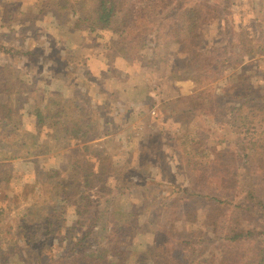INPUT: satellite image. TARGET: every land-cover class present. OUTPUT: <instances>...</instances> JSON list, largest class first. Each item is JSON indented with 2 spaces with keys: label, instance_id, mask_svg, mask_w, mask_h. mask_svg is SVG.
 <instances>
[{
  "label": "rangeland",
  "instance_id": "rangeland-1",
  "mask_svg": "<svg viewBox=\"0 0 264 264\" xmlns=\"http://www.w3.org/2000/svg\"><path fill=\"white\" fill-rule=\"evenodd\" d=\"M57 1L0 0V264H66L86 233L76 228L74 209L38 183L56 166L68 167L64 143L49 146L47 139L36 148L42 134L28 113L39 107L77 110L93 125L91 144L106 148L123 180L80 264L103 256L107 264H157L165 252L160 241L174 244L173 237L210 238L193 247L186 264H213L228 223L264 232V215L235 209L248 183L239 157L243 133L234 124L249 102L258 110L245 118L264 130V0H189L184 9L209 21L197 56L170 39V18L186 24L183 12L169 15L177 0H144L143 18L120 29L126 34L92 32L93 2L77 0L63 12ZM9 107L23 116L21 133L2 117ZM188 125L203 129L212 164L188 160ZM83 145L67 147L76 153ZM26 155L31 162L7 158ZM226 189L230 195L216 194ZM263 247L264 235L234 249L232 264H257Z\"/></svg>",
  "mask_w": 264,
  "mask_h": 264
},
{
  "label": "trees",
  "instance_id": "trees-1",
  "mask_svg": "<svg viewBox=\"0 0 264 264\" xmlns=\"http://www.w3.org/2000/svg\"><path fill=\"white\" fill-rule=\"evenodd\" d=\"M89 3H95L92 21L89 28L92 32L96 30L112 31L116 30L122 34L126 32L120 29H129L131 23L143 18L141 4L144 0H86ZM189 0H177L174 2L169 15L177 11H181V18L186 20V24L169 19L170 31L173 28L171 40L173 44L179 45L186 50L191 56H197L198 50L202 49L203 37L202 29L209 22L205 18L194 17L186 7ZM171 2V1H170ZM173 3V2H172ZM171 4V3H168ZM77 5V0H58L56 6H61L63 12L67 10H74ZM170 6V5H169ZM70 8V9H68ZM168 8V7H167ZM141 12V13H138ZM168 17V16H167ZM166 19V18H165ZM164 20V19H163ZM161 20V21H163ZM84 22L81 21V23ZM87 22V20H85ZM122 26V28H121ZM117 27V28H116ZM114 30V31H115ZM243 42H248L250 45V53H255L257 46L249 38L245 37ZM148 43V42H147ZM147 43H142L141 46L147 47ZM253 46V47H252ZM0 50L6 52V48L0 46ZM2 70V69H0ZM0 92H2L0 90ZM6 107L5 105H2ZM258 110L257 106H249V102L239 106V117L234 124L243 133V141L239 150V157L245 160V171L248 186L242 190L244 194V203L235 205L238 212L242 210L252 209L259 216L264 215V130H258L257 126L249 122L247 113ZM86 114V110L84 109ZM260 116L264 117L261 110ZM76 116L73 112L68 110V107H60L59 109H45L37 108L33 112H29V118L33 119L35 128L39 134V138L44 141L47 137H55L59 135L61 139L66 142V146H71L75 141H82L83 148L78 152L72 153L68 161L67 169H52L45 173L44 178H38V183L41 184V179L45 182L47 191H50L58 201L62 204L72 207L74 209V222L76 228L86 229V233L81 239L73 243L71 250V258L66 264H80L85 252L92 249V246H87L85 242L92 234L93 229L98 227L99 220L105 218L108 212V206L111 205L118 190H121L120 184L123 180L117 175V166L114 165L112 158L104 146H94L91 143L90 135L93 133V125H87L86 121L79 116L80 113L76 110ZM6 118L15 130L23 129V116L20 112L14 110L12 107L7 109V115L2 116ZM19 128V129H17ZM201 133L195 125H188L184 128V139L182 145L187 155L188 160L194 166L212 164L213 161L209 155V150L206 148L203 140V129L200 128ZM21 133V132H20ZM63 142V143H64ZM14 147V146H13ZM36 147H40L39 145ZM14 159H20L19 156ZM256 173H254V171ZM42 175V174H39ZM259 176L260 181L256 183L253 178ZM39 177V176H38ZM207 181L201 185V192L206 191ZM211 185L208 186V189ZM212 191V190H211ZM216 193V192H213ZM260 193H263L262 195ZM222 195H230L228 189L224 192L216 193ZM194 196H199L196 192ZM214 199V198H213ZM217 205L229 206L230 203L226 200H219L216 198ZM234 204V203H233ZM249 205V206H248ZM221 211H228V207H221ZM216 211V206L213 207L210 219H213V214ZM264 232L256 228L238 229L236 226H230L228 223V230L221 242V252L214 257L213 264H232L234 249L240 248L243 245L251 243L254 240H261ZM70 238V237H69ZM65 238L63 241H67ZM175 243L168 240L165 243L158 241V243L165 249L158 260L157 264H186L192 262L194 246H202L211 241L208 239H190L179 241L173 237ZM216 238H214L215 241ZM124 241H128L124 239ZM118 247L122 246L121 242L117 241ZM85 264H107L106 257L95 258ZM257 264H264V247L260 251Z\"/></svg>",
  "mask_w": 264,
  "mask_h": 264
},
{
  "label": "crops",
  "instance_id": "crops-1",
  "mask_svg": "<svg viewBox=\"0 0 264 264\" xmlns=\"http://www.w3.org/2000/svg\"><path fill=\"white\" fill-rule=\"evenodd\" d=\"M24 125V124H23ZM11 127V126H10ZM9 127V128H10ZM35 127V126H34ZM11 128H13L14 130L16 129V128H14L13 126L11 127ZM17 129H19V128H17ZM23 129L25 130V127L23 126ZM21 132V130L19 129V133ZM56 137H58V142H56L55 141V139H56ZM47 139H48V145L49 146H54V144H53V140H54V142L55 143H59V144H61L62 143V145H63V140L61 139V137L59 136V135H57V136H55V137H47L44 141H42L41 140V142H39L38 143V145L40 146V147H36V148H41V146L43 145L42 143H47ZM3 145V144H2ZM37 145V146H38ZM64 146L66 147L63 151V160L64 161H69V158H70V155L72 154V151L66 146V142H64ZM6 154H9L7 151H6ZM29 156L28 155H26V156H23V157H20V159H14V157L11 159L9 156H7V158L9 159V160H11V162H13V160H19V161H23V163H26V162H31L32 160L31 159H29L28 158ZM27 158V159H26ZM0 164H2V162H0ZM60 166L61 165H59V166H56V168H60ZM0 167H2V165H0ZM56 168H54V169H56ZM36 169V168H35Z\"/></svg>",
  "mask_w": 264,
  "mask_h": 264
}]
</instances>
